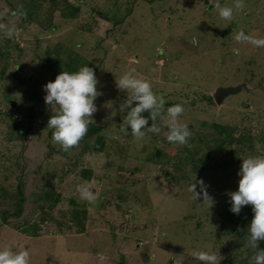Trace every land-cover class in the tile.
<instances>
[{
  "label": "rangeland",
  "instance_id": "1",
  "mask_svg": "<svg viewBox=\"0 0 264 264\" xmlns=\"http://www.w3.org/2000/svg\"><path fill=\"white\" fill-rule=\"evenodd\" d=\"M21 7L26 17L11 15ZM0 23L18 28L13 39L0 32V249H26L30 264H202L193 250L250 264L251 205L234 214L227 193L238 189L242 159L264 156V47L234 36L264 38V0H245L230 22L212 0H0ZM82 66L99 81L89 125L99 131L64 152L46 128L43 86ZM130 69L165 109L184 107L186 145L169 143L159 118L161 132L143 140L123 130L127 93L115 80ZM228 87L240 89L216 104ZM194 177L212 208L192 201Z\"/></svg>",
  "mask_w": 264,
  "mask_h": 264
},
{
  "label": "clouds",
  "instance_id": "2",
  "mask_svg": "<svg viewBox=\"0 0 264 264\" xmlns=\"http://www.w3.org/2000/svg\"><path fill=\"white\" fill-rule=\"evenodd\" d=\"M212 4L219 17L229 22L233 20L234 12L243 11L245 8V0H234L233 6H223L220 0H212ZM11 15L26 17L22 7L12 11ZM0 32H3L6 39H13L18 34V28L14 23H0ZM234 40L237 43H249L257 48L264 47V38L246 35L243 30L235 34ZM195 43L197 41L194 39L193 44ZM134 72V69H130L115 80L117 89L127 93L119 109L121 112L127 109L122 122L123 130L127 132L130 128L133 138L140 141L150 133L161 132V128L155 123L159 118L167 121V141L186 145L192 134L187 125L178 122L184 113V107L175 104L165 109L164 98L154 93L148 80L137 77ZM98 83L94 70L82 66L76 72L61 71L54 81L43 86L46 93L45 104L52 111L46 128L52 130L51 142L59 145L62 151L69 152L78 147L87 134L89 125L94 123L93 115L97 111L94 101L102 95L97 91ZM146 112L149 114L147 117L143 115ZM237 175L240 177L238 189L227 193L231 205L229 211L238 215L242 207L251 205L253 216L246 230L248 246L254 250L250 264H264V250L258 248L259 242L264 241V156L242 159ZM77 191L81 199L88 202H94L96 199L88 186L79 185ZM188 192L193 202L202 200L200 205L206 206L207 210L215 204L203 180H196L194 177L188 186ZM191 255L202 264H220L222 260L218 252L193 250ZM30 261V253L26 249L13 251L12 247L7 245L0 249V264H30ZM176 264H182V260H178Z\"/></svg>",
  "mask_w": 264,
  "mask_h": 264
},
{
  "label": "trees",
  "instance_id": "3",
  "mask_svg": "<svg viewBox=\"0 0 264 264\" xmlns=\"http://www.w3.org/2000/svg\"><path fill=\"white\" fill-rule=\"evenodd\" d=\"M99 131V127H97V126H89V128H88V132H87V134L84 136V138L83 139H87V138H89V137H91L92 135H94L95 133H97ZM101 141V139H99V141H97V142H100ZM97 142L95 143V145H94V149L96 150V151H102V146L101 145H97ZM19 188V187H18ZM17 197H18V200H17V202H16V212L13 214L15 217H18L20 214H21V212H22V204H23V202H24V196H23V193H22V191L19 189L18 191H17Z\"/></svg>",
  "mask_w": 264,
  "mask_h": 264
},
{
  "label": "water",
  "instance_id": "4",
  "mask_svg": "<svg viewBox=\"0 0 264 264\" xmlns=\"http://www.w3.org/2000/svg\"><path fill=\"white\" fill-rule=\"evenodd\" d=\"M240 88H218L213 96L214 102L220 104L226 97L234 95Z\"/></svg>",
  "mask_w": 264,
  "mask_h": 264
}]
</instances>
